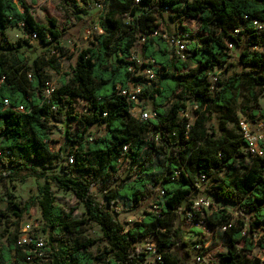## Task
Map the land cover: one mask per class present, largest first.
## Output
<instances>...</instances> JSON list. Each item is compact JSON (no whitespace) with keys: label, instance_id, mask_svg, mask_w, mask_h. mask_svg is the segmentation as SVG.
Instances as JSON below:
<instances>
[{"label":"trees","instance_id":"16d2710c","mask_svg":"<svg viewBox=\"0 0 264 264\" xmlns=\"http://www.w3.org/2000/svg\"><path fill=\"white\" fill-rule=\"evenodd\" d=\"M91 1H73L78 20L80 15H90ZM104 2L98 19L101 33L95 36L91 61L68 79H61L47 97L49 80L44 71L62 48V33L55 21L50 26L36 22L25 0H0V37L8 28L24 24L28 33L37 34L44 48L43 55L31 63L24 51L30 46L27 39L11 43L3 38L0 42V77H5L0 86V180L36 179L38 194L26 201H15L9 195L6 210L19 222L38 206L46 242L39 257L18 246L17 235L8 236L0 246V264H28L29 256L34 257V264H145V255L136 250L144 239L158 244L162 262L155 264H189L191 253L182 231L199 174L209 178L206 191L217 207L204 221L209 228H226L227 250L217 264H261L254 251L257 247L264 250V156L246 154L240 122L236 134L229 133L227 122L221 120L220 136L213 130L209 133L206 125L213 109L231 112L243 84L264 88V53L252 50L262 46L264 28L255 22L264 25V0ZM165 11L172 12L169 19L175 24L198 22L203 36L192 41L185 27L179 37L168 31L169 39L159 35L158 20ZM177 38L186 40L183 57L171 43ZM141 39L142 56L156 74L140 95L157 113L148 122L130 115L134 103L120 93L133 78L130 68L140 69L132 55ZM229 42L234 47L244 43L239 56L243 70H234L212 84L210 71L235 68L229 63ZM78 100L84 103V112L73 116ZM193 105L198 106L197 117L187 129L188 119L181 112ZM20 106L24 112L13 109ZM253 115L264 119V107ZM72 119L77 121L76 133L70 132ZM56 124L65 133L64 147L58 152L49 144ZM94 125L105 129L103 136L95 137ZM150 128L163 129L165 136L159 147L149 144L156 159L147 167L152 153L144 151V137ZM124 146L129 149L125 156L131 167L139 166L135 179L130 173H118ZM261 148L264 151V145ZM69 156L74 157L73 164H69ZM176 169H181L180 177L174 176ZM160 184L165 191L157 203L161 213L146 212L143 219L126 228L117 218L119 200L138 207L150 196L148 186L155 190ZM99 186H104L103 202L94 194ZM53 187L71 192L84 205L86 218L76 219L72 211L57 205ZM88 222L100 226L106 241L107 249L100 255L91 251L96 240L84 235Z\"/></svg>","mask_w":264,"mask_h":264},{"label":"rangeland","instance_id":"374dc122","mask_svg":"<svg viewBox=\"0 0 264 264\" xmlns=\"http://www.w3.org/2000/svg\"><path fill=\"white\" fill-rule=\"evenodd\" d=\"M31 8V14L35 21L50 26L51 21L56 22L57 28L62 33L61 49L58 53L54 54L53 63L51 66L45 69V74L49 80V87L51 89H57L60 86L61 79L69 78L75 70H79L81 67L89 63L91 60V52L95 49L96 45V34L101 33L98 27V19L101 11L93 8L89 10L90 15L82 16L81 20L76 18V14L73 11L72 3L74 0H25ZM186 1V0H180ZM190 1V0H187ZM172 15L171 11H165L164 17L158 20L159 35L167 36L170 32L175 36H181L185 31L183 27L190 31L192 41L197 40L203 36L200 31L198 22L194 20H184L182 24H175L170 21L169 17ZM264 31V30H263ZM30 33L26 30L24 25H18L15 27H10L5 31L4 36L0 37V42L3 38H6L9 42L15 43L20 39H27L29 45L24 49L26 55L29 57L31 63L39 56L43 55L44 48L41 46L38 37L30 36ZM242 43L239 47H234L231 49V59L230 64L234 65L233 70L228 71L226 67L216 68L208 74V78L211 80L217 77L218 81H223L228 77L232 71L241 72L243 68L239 65L240 51L244 48ZM261 47H257L255 50L257 52L264 53V35H262ZM134 52L140 56L143 66H147L148 61L142 56L141 42L137 43ZM53 56V55H51ZM50 57V56H48ZM263 72V71H261ZM141 75L142 82L144 80L143 71L139 72ZM254 95H251V93ZM141 108L150 109L152 105L150 102H143L140 106ZM264 107V88H255L249 84H243L241 90L237 95V101L232 108L231 112H226L225 110L213 109L210 116V120L206 125L209 133L213 131L216 132L217 136L222 134L220 130L221 120H225L227 123L225 125L226 130L229 133L239 134V122L248 121L253 122L258 119L259 115H253V113H258ZM84 112V103L81 101H76L74 105L73 116H79ZM71 133H76L78 130L77 121L72 119L71 121ZM95 137H101L105 133V129L102 126L94 125L91 128ZM60 124H56V128L50 134L49 144L54 152H58L60 148L64 147L65 135ZM247 155H250L246 152ZM247 160L249 156H247ZM127 166L123 165L120 170V174L124 175L123 172L126 171ZM42 182V181H41ZM56 197V204L64 208L66 211H72L73 217L76 219L86 218V210L83 204H81L71 192H65L53 187ZM38 194L37 181L35 178H27L24 182L19 181H8L0 180V246L5 245L8 236L18 237V229L22 221L29 222L35 221L38 224L41 223V212L38 206H33L23 218L17 222V220L7 213L6 199L9 195L14 196L15 201L28 200L30 197ZM94 194L97 199L101 202L104 201V186H99L94 189ZM155 195L149 196L140 206H133L124 200H119L117 204L118 220L124 224L126 228L132 226L136 221H140L145 216L146 212H150L153 205ZM4 213L7 216H3ZM211 211L208 212L210 214ZM10 215V216H9ZM200 231H195L190 225L185 223L183 226L182 237L183 240L188 244V250L191 253V258L189 264H199L195 260V253L192 250L193 243L198 239V234L204 241L209 243L210 250L209 255L211 259L219 261L221 255L226 253L228 241L222 231L214 228L202 227ZM9 231L10 235L7 233ZM39 236L43 238L41 232H38ZM84 235L88 238L96 240V244L91 248V251L100 255L103 251L107 249L106 241L103 238V233L101 228L96 223L88 222L84 226ZM150 241V239H148ZM144 239V242H149ZM254 255L261 259V264H264V250L259 247L254 251Z\"/></svg>","mask_w":264,"mask_h":264},{"label":"built area","instance_id":"2783aa9c","mask_svg":"<svg viewBox=\"0 0 264 264\" xmlns=\"http://www.w3.org/2000/svg\"><path fill=\"white\" fill-rule=\"evenodd\" d=\"M137 4L141 3V0H135ZM105 2L104 0H92L89 7V10H92L93 8L100 10L101 12L104 9ZM256 26L260 29L264 28V25L262 23H259L258 21L255 22ZM24 25V24H21ZM238 31H235V34H237ZM156 32L154 35H157ZM30 36L37 37L36 33H30ZM141 43L144 42V39H141ZM172 45L176 49L177 55H180L183 57L185 51H186V40L177 38L175 40H171ZM229 48H234V44L232 42H229ZM132 60L135 61L138 65H140V69L136 70L135 68H130V71L133 73V78L130 79V82L128 84V87L124 90H121V94L126 97L128 101H131L134 103V105L130 108V115L140 120L141 122H148L151 120H154L157 118V113L152 109H146L141 108V104L145 102V100H142L140 98V95L142 94L144 90L145 83L149 84L152 81L155 80L156 74L154 70L148 66H143V63L139 56L137 54L132 55ZM140 71H143L144 79L146 80L142 82ZM29 78H32L31 74H29ZM217 77H214L211 79L212 84L217 83ZM5 81V77H0V86ZM54 89H51L48 84V88L45 91V94L47 97H50ZM82 102V101H81ZM83 103V102H82ZM5 107L9 108L10 104L7 100H5ZM198 108L197 105L189 106L186 110L181 112V117L188 119L187 129L190 128V126L195 121V118L197 115L195 114V110ZM17 112H24V108L22 106L13 108ZM240 128L241 132L243 134V138L246 141L247 152L253 156V157H263L264 151L261 148V145H264V119H257L255 122H248V121H241L240 122ZM164 130H153L149 129L147 131L144 141L147 143L144 147L145 152L152 153L150 160L147 162V167L152 163V161L155 162L156 159V153L154 150L149 149V144L154 143L155 147H159L162 143L161 138L165 136L163 133ZM93 138H90L92 140ZM123 153L124 157L120 160L119 166H118V173L120 174L121 167L123 165H126V171L123 172L124 175L127 173L131 174V179H135L139 174V166L138 164L131 167L130 160L127 156L129 153V149L127 146L123 147ZM147 158V159H149ZM69 164H73L74 157L69 156L68 157ZM155 173V172H154ZM182 174L181 169H176L174 172L175 177H180ZM174 177V178H175ZM173 178V179H174ZM210 180L206 175L199 174L198 175V181L195 182L194 186L195 189L193 191V195L190 199L191 202V208L189 211H187V222L190 225V227L197 228L199 230L203 229L202 227L205 226L206 228H209L207 226V223L204 221L205 218L210 215L213 211L217 210V207L215 206L213 197L210 196L207 193V188L209 187ZM150 190L151 196L155 195L153 205L151 207L150 212L159 214L161 213V208L157 204L159 203L163 196L165 195V191L162 188V184L158 185V187L153 190L151 186H148ZM211 211L210 214L208 212ZM196 220V222L194 221ZM42 220L41 223H37L35 221H29L24 222L22 221L19 229H18V237H17V245L20 247H25L29 250V252L33 253L34 255H38L39 257H42L44 252L42 251L43 248L46 246V242L43 238L39 236L38 232H41L42 234ZM222 232L226 230V228L218 229ZM43 235V234H42ZM197 243L193 245L192 250L195 253V260L199 264H217V261L210 258L209 250L210 245L206 241L202 239L201 236L198 237ZM137 251H141L146 257L145 264H155L158 262H162V255L158 249V244L156 241H149L145 242L141 245L136 246ZM33 256L27 257L28 264H34L33 262Z\"/></svg>","mask_w":264,"mask_h":264}]
</instances>
